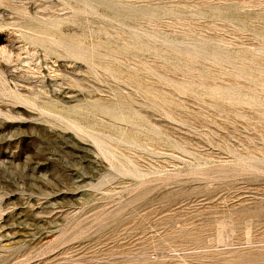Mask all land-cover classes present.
Returning a JSON list of instances; mask_svg holds the SVG:
<instances>
[{
    "label": "rangeland",
    "instance_id": "obj_1",
    "mask_svg": "<svg viewBox=\"0 0 264 264\" xmlns=\"http://www.w3.org/2000/svg\"><path fill=\"white\" fill-rule=\"evenodd\" d=\"M0 264H264V0H0Z\"/></svg>",
    "mask_w": 264,
    "mask_h": 264
}]
</instances>
